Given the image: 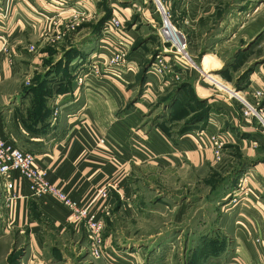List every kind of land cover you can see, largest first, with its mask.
<instances>
[{
	"label": "crops",
	"instance_id": "obj_1",
	"mask_svg": "<svg viewBox=\"0 0 264 264\" xmlns=\"http://www.w3.org/2000/svg\"><path fill=\"white\" fill-rule=\"evenodd\" d=\"M159 1L179 29L190 31L191 37L220 28L214 35L223 39L211 50L201 51L196 67L175 53L171 59L172 49L159 43L165 58L174 60L177 67L170 68V76L158 78L153 88H167L173 81L185 87L158 121L143 123L145 103L154 97V91L145 89L144 100L132 102L127 84L136 79L133 73L145 55L134 44L123 64L128 67L127 75L105 66L102 72L108 73L95 76L90 71L94 56L103 62L112 53L109 47L100 46L90 31V21L103 12L105 4L117 17L141 14L156 31L159 18L154 0H0V136L8 144L32 152L50 183L80 205L101 211L104 242L111 247L105 254L114 255L115 264H142L146 258L152 262L150 256L158 252L159 260L153 264H175L191 243H195L191 254L196 259L200 255L201 264H260L264 249L254 238L264 233V133L253 117L242 114L236 99L208 86L206 93L199 94L195 83L200 86L202 59L210 54L207 71L218 81L243 96L249 88L264 90V0H242L237 8L234 0ZM237 19L239 25L234 26ZM72 20L76 25L69 28ZM139 32L130 30L129 34L136 37ZM167 34L176 39L170 29ZM46 70L48 74L38 76ZM86 73L85 81L77 84L76 79ZM211 74L208 77L212 78ZM188 87H193L194 98L208 108L201 120L195 117L203 111L188 107L194 100L185 95ZM207 130L216 132L225 143L220 160L213 157ZM205 165L222 176L228 174L231 183L226 194L215 195L217 206L237 195L242 173L251 169L254 174L251 184L255 190L249 191L247 207L238 205L221 213L220 207H213L216 215L211 223L218 225L211 234L192 236L195 232L187 229V223L195 207L182 200L158 202L160 208L155 200L152 205L141 203V194L156 191L139 187L141 179H154L155 168L171 186L173 179L185 185L202 179L198 170ZM143 168H147L145 175ZM12 175L17 198L7 209L0 180V264H107L104 256L95 259L88 254L84 228L69 222L65 205L51 194L32 196L29 181L17 171ZM199 204L196 207L202 209ZM199 215L197 225L209 223L204 211ZM117 223L178 224L181 237H176V242L183 252L178 248L174 252V246L154 248L152 253L143 248L116 250L115 243L128 239ZM20 235L29 239L28 250L15 247ZM170 251L174 252L171 256ZM14 255L16 260L20 256L17 263L10 260Z\"/></svg>",
	"mask_w": 264,
	"mask_h": 264
},
{
	"label": "rangeland",
	"instance_id": "obj_2",
	"mask_svg": "<svg viewBox=\"0 0 264 264\" xmlns=\"http://www.w3.org/2000/svg\"><path fill=\"white\" fill-rule=\"evenodd\" d=\"M235 2V7H239V3L242 2V0H234ZM125 7H130L131 5L129 4H125ZM166 10L168 11V9L166 8ZM102 13L98 14L96 16V18L92 19L90 21V31L93 32L95 34V37L97 38L96 40H99L98 42L101 43V47H103L105 49V46L109 47V52L112 53V55L110 57H108L103 61L100 62V60H98V56L95 55L94 59H92V61H95L97 63L98 68L102 71V69L104 70L105 66H111L112 70H114L117 66L118 70H121V75L125 76L127 75V71H128V67H124L125 65H123L124 63H126V61L128 60V56L130 54V51L133 47V45L137 44L138 45V49L140 50L141 54L144 56L143 59H145L142 63L138 64V67L135 68V72L133 73L135 76V80L132 82H129L127 84V90H131V97H132V102H138V101H143L144 99L142 98V94L145 91V83H146V79L148 78V70L150 69V65L152 62H154L156 60V55L157 54H161L162 56L165 57V53L162 52L160 50V44L161 43V36L159 35L158 30L155 31V29L152 27V25L149 23V21H146V19H142V15L141 14H137V13H131L128 14L129 16H123L120 17L118 15V13H114L115 15H112L110 13V11H112L110 5H102ZM157 11V10H156ZM75 12H77V10H72V13L74 14ZM168 13L170 14V20L172 22V24L175 26V28L179 31H181L184 35V37L186 38L187 41V52H191V54L196 55L197 58H192L188 53H187V58L189 59V61L182 59V61H184V63L189 64V65H193V66H199V61L201 59V51L203 50H211L213 45L217 42V41H221L223 39V37L221 35H214V33L220 31V28L218 29H214L210 30L208 32H211L212 34H209L208 32L202 35H197V36H190V31H185L182 29H179L178 25L175 23V21L172 18V15L170 13V11H168ZM157 15L159 18V26L158 28L161 26V15L160 13L157 11ZM114 16L116 19H118V23H119V31L116 32L114 29L111 30L110 27L107 29L109 30L107 34H103V30L108 27L107 21ZM153 19L157 20V16H153ZM73 21V20H72ZM240 22V19L235 20L234 22V26H238ZM82 24V21L79 23V25ZM78 25V26H79ZM77 26V27H78ZM211 27V26H209ZM236 28V27H235ZM140 29V32L137 34L136 37H134L133 35L129 34V31L131 30V33H133V31H138ZM105 30V31H107ZM205 31V30H204ZM203 31V32H204ZM127 34L126 36L128 37H123V34ZM135 33V32H134ZM99 37V39H98ZM176 39H174V42H176L177 37H175ZM124 40V41H122ZM159 41V42H158ZM244 43V41L242 40L240 44ZM170 51V44H164ZM191 46H194L193 49L190 48ZM31 46L29 45L28 48H30ZM114 47V48H111ZM113 49V50H112ZM175 48H172V52H171V59L174 58V52ZM100 53V52H99ZM170 56V55H169ZM105 58V57H103ZM112 58V59H111ZM111 59L110 64H108L109 60ZM107 60V61H106ZM168 65L169 67L173 69H176V62L174 60H170L167 59ZM212 61V55L210 54H206L203 59H202V71L203 72H208V68L209 65ZM102 66H101V65ZM127 65V64H126ZM102 68V69H101ZM168 68V67H167ZM200 68V67H199ZM49 72L46 71H41L39 72L38 76H45L46 74H48ZM208 74L211 73H207ZM165 75L170 76V71H163L162 75L159 76V78L161 77H165ZM166 76V77H167ZM211 77L215 76L213 74L210 75ZM124 78V77H123ZM202 79V75L200 77ZM198 80L200 86H198L195 83V87H197V92L199 94H203L206 93V88L205 86L208 87H213V84H211L210 80L208 78H206V80L204 82H202V80ZM216 79V78H215ZM31 80L28 79L25 84H28L29 81ZM173 85L168 86L167 88L164 89H158L157 91L153 88L154 91V97L148 101H146L145 103V113L144 115H142L141 119L143 121V123H154L156 121H158L159 117L163 116V114L166 112H168V108L169 105L171 104L172 100L174 98H178V93L179 91L185 87V85L183 84H179V82H175L173 81ZM181 83V82H180ZM215 89V88H214ZM216 91H219V89H215ZM238 92V90H237ZM185 95H187V97H190L191 99H193L195 97L194 95V89L193 87H188L186 88V93ZM185 99V98H184ZM190 101V99H187V102ZM131 102V103H132ZM187 106V103H186ZM189 109L191 110H198L200 109L201 114H198L200 116H196L195 118H202V116H204L208 110L207 107L204 106L203 101H199L196 100L194 98L193 101H191L190 106H188ZM198 110V111H200ZM198 111H195V113H198ZM194 115V114H193ZM170 120H172L174 122V117H171ZM179 130L181 129L180 127L178 128ZM100 139H103V137H101ZM99 139V140H100ZM101 142V141H100ZM102 144V143H101ZM214 157V156H213ZM146 167V166H144ZM144 171L141 169V171H143L144 173L142 174H146L148 172L147 168H143ZM161 170L155 168L154 175L151 174V177H153L154 179H141L140 183H139V187L140 188H156V191L154 190L151 193H147V191L143 194H141L142 200L141 203L146 206L149 203L152 204H157V207L160 208V206H158V202L162 203V202H170V203H178L180 200H182V202L186 205H189L191 207H195V210L198 212H195V210L192 211L191 215V220L187 223V229L188 230H192L193 233L192 236L195 238V235L200 234L203 235V233L205 234H211L213 229L216 228V226L218 225L217 223H211V221H213L215 219V210H213V207H220L219 208V212H226L227 210H229L230 208V203L229 201H226L224 203H219V206L215 205L216 203L213 202L215 199V195L219 196L220 194H226L227 191H229V189H231V183H229V181H227L226 176H228V174H224L223 176L221 175V173L218 172V170H215L214 168H212L211 166H204L202 169L198 170L200 172L203 173L202 179L199 180H193V181H188V184L185 185L184 181H179L176 180V182H174L175 180H172L171 186H168L167 182L165 184V180L161 179V177H159V175L161 174L160 172ZM227 171L231 172L230 168H227ZM199 174V173H198ZM141 177V176H140ZM144 177V176H143ZM159 177V178H158ZM149 181V182H148ZM181 183H183L182 185H180ZM164 189V190H163ZM64 191V190H63ZM168 192V195L167 193ZM68 194V193H67ZM217 198V197H216ZM214 199V200H213ZM155 200V203H152V201ZM173 200V201H172ZM5 204V208L7 209V204L5 202H3ZM199 203H202V209H198L196 206L200 205ZM204 211L205 212V218L206 216H208L207 220H209V223H204V225H197L196 224V220L197 218L200 216L199 214H201V212ZM158 216H160V213L157 212ZM193 215V216H192ZM4 220V219H3ZM104 221V220H103ZM11 224V223H10ZM80 225L83 226L84 231H85V235H86V241H87V251L88 254L95 258H101V257H105L107 260V264H115L117 259L115 258L114 255L109 254L106 255V249L107 248H111L109 245H106L104 242V238H103V234H104V228H105V223H102V230L100 232V249L101 254L99 257H96L93 255V245L91 244V241L89 240L88 236H87V228L84 224L80 223ZM178 224L175 223H117V226L119 229H123L125 234L124 236H126L128 239L124 241V243L122 242H117L114 244V247L116 250H120V251H129L131 252V250L133 251L134 249H141L143 248L144 250L152 253L153 249L158 248V247H165L167 248H171L172 246L174 249V252L176 251V248H178L177 251L179 252H183L180 249V243L176 242V237H179L181 229L180 227L177 226ZM113 229V227H112ZM200 230V231H199ZM191 234V233H190ZM153 236V237H152ZM181 237V235H180ZM184 237V234L182 236V238ZM181 238V239H182ZM29 239L25 238V235H20L17 237V243L15 244V247H19L22 250H28L29 247ZM170 240H173L172 242L174 243H170ZM182 245H184V243H182ZM195 243H191L187 245V250L185 252H183L182 254V258H181V262L182 264H190L192 262V264H201L202 260L200 255H198V259H196L194 256L195 254H191L192 250L194 249ZM170 246V247H169ZM260 246V245H259ZM4 247V245H3ZM261 247V246H260ZM263 248V247H262ZM264 249V248H263ZM2 248L0 250V254L2 253ZM173 251H170V256L174 253ZM103 253V255H102ZM17 255V254H16ZM161 255V253H157L154 254L151 257V259H149L152 262H148V258L145 259V262H143L142 264H153L154 262L158 261L159 256ZM169 255V254H168ZM20 256H18L17 260L19 259ZM13 258L15 259L13 262L17 263V260L15 258V255L13 256ZM180 258V257H178ZM190 258H192L193 260H191ZM179 262H176V258L172 259V263L176 262L175 264H179ZM79 264V263H78ZM260 264H264V262L260 263Z\"/></svg>",
	"mask_w": 264,
	"mask_h": 264
},
{
	"label": "built area",
	"instance_id": "obj_3",
	"mask_svg": "<svg viewBox=\"0 0 264 264\" xmlns=\"http://www.w3.org/2000/svg\"><path fill=\"white\" fill-rule=\"evenodd\" d=\"M157 11L161 15V26L158 28L159 35L161 36V41L164 44H170V48H175V54L189 61L187 58V41L184 37L183 33L175 28L170 20V14L166 10V7L159 1L154 0ZM73 15V18H76L77 15ZM108 27L103 30V34H107L109 27L111 30H115L118 32L119 23L118 19L112 16L107 21ZM76 25L75 20L69 23V28H73ZM167 29V30H166ZM169 29L175 34L177 38L176 42H174L167 34ZM107 30V31H105ZM29 50H33L31 46ZM112 59V58H111ZM111 59L108 64H110ZM108 67V66H107ZM107 68L108 70L111 69ZM118 70V67L115 66ZM168 67V68H167ZM90 71L95 75L99 76L102 73H108L107 71L102 72L95 61L92 62L90 67ZM163 71H170V67L168 62L164 56L160 53L156 55V60L151 63L150 69L148 70V78L146 79L145 89L153 91V87L155 86V81L162 75ZM90 72V73H91ZM209 72H202V81L204 82L206 78H208L213 84L215 89H219V91H224L227 93V96L231 99H236L242 107V114L246 117H253L260 128L264 133V90L260 88H249L246 94L240 95L237 90L233 88H229L224 83L218 81L214 77L210 78L207 76ZM88 73L78 77L76 79V83H82L85 81V76ZM207 133V138L210 141L212 153L215 160H220L221 153L224 149V141L217 135L216 132L205 131ZM201 134V132H200ZM101 142L104 140L101 139ZM13 171H17L23 178L29 181V187L32 196H39L42 194H51L55 196L63 205H65L69 210V222L76 224H84L87 228V236L93 245V255L99 257L101 254L100 249V232L102 230L103 217L101 215V211L90 209L86 204L80 205L75 200H73L65 191L62 190L58 185L50 183L46 179V171L43 167H41L35 160V156L32 152L24 151L17 147H14L8 144L1 136H0V180L3 184L2 189V199L7 204V208L11 207L12 202L17 198V194L15 192V181L14 176L12 175ZM254 174L251 169H248L239 178L238 181V193L237 195H232L229 199L230 207H235L238 205L248 206L247 200L250 196L249 191L255 190L252 187L251 181L253 180ZM100 193L104 195V192L100 190ZM258 199H260L259 193H257ZM264 205V204H263ZM254 242L257 245H260L264 248V233L262 235H258L254 238Z\"/></svg>",
	"mask_w": 264,
	"mask_h": 264
},
{
	"label": "trees",
	"instance_id": "obj_4",
	"mask_svg": "<svg viewBox=\"0 0 264 264\" xmlns=\"http://www.w3.org/2000/svg\"><path fill=\"white\" fill-rule=\"evenodd\" d=\"M10 260H11V261H12V260L14 261V258H11Z\"/></svg>",
	"mask_w": 264,
	"mask_h": 264
}]
</instances>
